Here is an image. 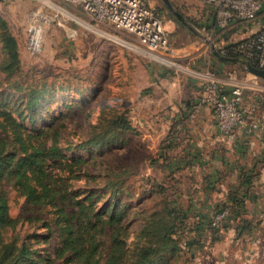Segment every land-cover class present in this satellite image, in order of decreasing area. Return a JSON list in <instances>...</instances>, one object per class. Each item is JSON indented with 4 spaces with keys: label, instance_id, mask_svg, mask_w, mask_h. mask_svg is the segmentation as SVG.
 <instances>
[{
    "label": "rangeland",
    "instance_id": "1",
    "mask_svg": "<svg viewBox=\"0 0 264 264\" xmlns=\"http://www.w3.org/2000/svg\"><path fill=\"white\" fill-rule=\"evenodd\" d=\"M146 1L170 37V50L161 55L148 52L127 32L91 19L79 6L60 0H0V67L1 60L9 58L2 55V39L5 41L7 36L13 43L8 51L17 53L19 67L11 75L0 72V78H5L0 86L1 97L10 100L12 107L20 106L21 122L29 130L52 124L58 130L56 140L62 154L87 160L83 165L86 174L73 185L79 192L87 191V252H92L89 264H104L114 240L119 241L118 245L122 242L125 249L122 262L133 263L139 246L150 241L156 246L159 242L155 232L141 234L145 223L151 219L170 221L179 214V203L177 210L170 211L165 197L179 193L178 201L186 203L181 199L180 187L184 184V194L185 182L192 179L171 177L163 156L164 149L168 150L165 142L172 137L180 139L176 130L181 124L179 114L193 99L197 90L193 84L200 83L202 75L222 79L231 71L237 79L252 77L239 62L222 61L212 54L210 45L220 52L218 46L223 44L200 27L210 7L205 0H169L184 22L177 20L162 0ZM30 26L38 27L41 36L40 48L35 52L26 44ZM15 80L20 89L11 84ZM257 83L245 92L241 106L258 97L264 99ZM34 88L41 89V93L35 108L29 110L25 101L16 98ZM263 112L261 103L255 114ZM171 116L173 129L162 136L163 125ZM120 117L130 129L120 124L115 127ZM158 134L161 136L156 140ZM178 149H169L168 156L178 158ZM5 189L13 216L25 219L36 215L10 185L5 184ZM84 196L81 193L79 198ZM119 209L124 211L123 221L120 225L109 224L107 219ZM49 215L46 209L39 213L40 218ZM20 225L30 232L34 230L28 221L22 220ZM154 227L149 225L148 230ZM42 233L37 230V234ZM177 238L176 246L183 252L178 250L174 255L162 250L154 264H220L221 244L207 239L204 232L198 235L194 224L181 226ZM187 241L190 246L185 245ZM223 248L230 255L232 248ZM35 249L36 255L42 256L47 246L39 244ZM225 260V264H234L230 256Z\"/></svg>",
    "mask_w": 264,
    "mask_h": 264
},
{
    "label": "trees",
    "instance_id": "2",
    "mask_svg": "<svg viewBox=\"0 0 264 264\" xmlns=\"http://www.w3.org/2000/svg\"><path fill=\"white\" fill-rule=\"evenodd\" d=\"M207 12L200 23L204 29L209 27L207 19L214 22L215 17L213 7L210 6ZM2 40L5 44L2 55H9V58L1 60L0 72H9L11 75L18 71L15 61L18 55L8 51L9 47H13V43L8 41L10 37L7 36V41ZM235 45L226 46V55L240 58L241 55L234 51ZM4 81L5 78H0V86ZM11 84L20 89L18 81ZM40 90H28L24 96H17L16 100L25 101L27 108L33 110ZM2 94L0 92V264H89L87 260L92 252H87V191L79 192L73 185L74 181L86 174L83 165L87 160L83 156L62 154L56 140L58 130L53 129L52 124L46 128L29 130L21 122L20 106L12 107L11 101L1 97ZM116 121L113 122L115 127L120 124L123 129H130L123 118ZM5 184L10 185L23 204L33 213L36 211V215L25 219L13 216ZM81 193L86 196L79 198ZM44 209L50 215L40 218L39 213ZM123 216L124 211L119 209L107 221L120 225ZM182 218L183 215L179 213L170 221L151 219L145 223L141 234L155 232L159 242L156 246L152 241L139 246L131 264H154L162 250L174 255L178 250L182 253V249L176 246L178 232L181 226H186ZM22 220L28 221L30 229L34 230L30 232L28 228L24 229L20 225ZM149 225H154V229L148 230ZM39 229L43 230L42 234H37ZM118 243L113 241L104 264H125L122 262L125 249L122 242ZM39 244L47 246L42 256L36 255L38 250L35 247ZM189 244L185 242L186 246Z\"/></svg>",
    "mask_w": 264,
    "mask_h": 264
},
{
    "label": "crops",
    "instance_id": "3",
    "mask_svg": "<svg viewBox=\"0 0 264 264\" xmlns=\"http://www.w3.org/2000/svg\"><path fill=\"white\" fill-rule=\"evenodd\" d=\"M207 22L209 27L202 29L220 44L232 45L260 29L264 24V10L254 21H233L226 31H220L210 18ZM199 84H193L197 89L193 99L179 114L181 124L176 130L180 139L172 137L165 142L168 150L164 149L166 155L163 156L171 177H186L195 184L190 180L185 182V196L184 184L180 187L181 199L186 203L178 201L177 193L165 197V206L170 211L177 210L175 206L179 203L184 225L194 224L198 235L203 236L204 232L207 239L221 244L220 264H225L224 259L229 256L234 264H264V130L249 135L236 131L233 137H228L217 129L209 107L200 108L190 117V106L201 93ZM172 116L163 125L162 136L173 129ZM160 136L158 134L156 140ZM177 141L180 142L175 145ZM174 147H179L176 159L168 156L169 149ZM224 207L229 208V214L213 225L215 213ZM223 246L232 248L230 255Z\"/></svg>",
    "mask_w": 264,
    "mask_h": 264
},
{
    "label": "built area",
    "instance_id": "4",
    "mask_svg": "<svg viewBox=\"0 0 264 264\" xmlns=\"http://www.w3.org/2000/svg\"><path fill=\"white\" fill-rule=\"evenodd\" d=\"M60 1L79 6L91 19L127 32L134 37L138 45L150 53L161 55L170 50L169 34L158 14L146 0ZM205 2L214 8V23L220 31H226L233 21L239 23L254 21L259 12L264 10V0H205ZM36 31L38 36L34 37L33 34H36ZM26 32L28 34L27 48L32 52L39 50L41 44L39 28L30 26ZM235 44L234 51L241 55L240 59L264 69V24L258 31L247 35ZM226 46L228 44L218 46L222 55H226ZM239 65L246 71L244 64L239 63ZM246 72L252 77L237 79L234 71L228 72L222 79L212 74L202 75L199 84L201 93L192 102L189 116L193 117L202 107L211 108L217 129L228 137H233L236 131L245 135L263 131L264 114L257 115L255 111L261 103L264 109V99L258 97L248 105L241 106V104L245 99V92L252 89L257 82L264 93V75L258 76ZM228 214V207L215 213L213 225H217Z\"/></svg>",
    "mask_w": 264,
    "mask_h": 264
},
{
    "label": "water",
    "instance_id": "5",
    "mask_svg": "<svg viewBox=\"0 0 264 264\" xmlns=\"http://www.w3.org/2000/svg\"><path fill=\"white\" fill-rule=\"evenodd\" d=\"M164 2V4L166 5V7L175 15L176 19L181 21V22H184V19L182 17V15L180 13H178L177 11H175L169 0H162ZM211 47V52L212 54L219 60H222V61H226V60H229V61H237L239 63H242L245 65V70L252 73V74H255V75H258V76H263L264 75V69H261V68H258L254 65H251L249 64L248 62L240 59V58H236V57H227L225 55H222L220 52H218V50H216V48L214 47V45H210ZM190 81L192 83L195 82V79L194 78H191Z\"/></svg>",
    "mask_w": 264,
    "mask_h": 264
},
{
    "label": "bare ground",
    "instance_id": "6",
    "mask_svg": "<svg viewBox=\"0 0 264 264\" xmlns=\"http://www.w3.org/2000/svg\"><path fill=\"white\" fill-rule=\"evenodd\" d=\"M74 18V17H73ZM87 28H89V29H91V30H95V28H93V27H91L89 24H87ZM112 37V36H111ZM112 38H114V37H112ZM115 40H119V39H116V38H114ZM150 56H152V55H150Z\"/></svg>",
    "mask_w": 264,
    "mask_h": 264
}]
</instances>
